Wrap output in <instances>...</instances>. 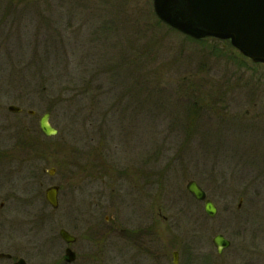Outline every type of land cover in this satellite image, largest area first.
I'll return each instance as SVG.
<instances>
[{
    "label": "rangeland",
    "instance_id": "rangeland-1",
    "mask_svg": "<svg viewBox=\"0 0 264 264\" xmlns=\"http://www.w3.org/2000/svg\"><path fill=\"white\" fill-rule=\"evenodd\" d=\"M153 10L152 0H0L4 148L46 156L36 170L56 171L37 184H62L51 226L36 230L79 227L83 252L111 264L125 249L114 238L160 207L170 251L192 249L195 264H264V66ZM46 112L54 135L33 130ZM217 234L229 241L220 253Z\"/></svg>",
    "mask_w": 264,
    "mask_h": 264
},
{
    "label": "flooded vegetation",
    "instance_id": "flooded-vegetation-1",
    "mask_svg": "<svg viewBox=\"0 0 264 264\" xmlns=\"http://www.w3.org/2000/svg\"><path fill=\"white\" fill-rule=\"evenodd\" d=\"M9 106L8 112L22 114V108L10 111ZM5 115L4 106H0V133L3 131ZM25 116L23 121L30 123L29 125L35 122L34 110L26 109ZM37 128L33 129L34 132L43 134L39 127ZM24 132L28 134L31 130L28 128ZM29 142L33 145L40 143L35 138L29 139ZM39 145L42 150L45 148L43 153H46L47 146L42 143ZM22 146L26 147V143ZM46 158L41 153L30 150L7 151L4 148V139L0 135V264H96L94 258L97 253L94 252L92 257L83 252L85 239L81 232H78L79 227H72V230L60 228L58 235L51 231L36 230L38 226H51L53 214L59 208L58 196L62 189L61 183L51 184L44 189L42 182L40 185L37 184V178H41L44 173L52 175L50 168H53V173L56 171L54 167L47 171L36 170L35 161ZM65 171L67 173L66 169ZM63 177L64 180H68V175L64 174ZM49 187L56 188V207L50 205L45 198L46 189ZM155 214L151 215V220L144 225L145 227L127 229L122 237L118 235L114 238L117 242L123 243L125 249L116 247L117 253L114 255L116 262L111 264H195L192 249L181 250L178 247L170 251L166 248L163 231L160 229V220L164 219L160 207H157ZM154 226L156 229H153ZM62 229L74 238L71 242L61 237ZM90 244L95 242L90 241ZM68 250L73 254H67Z\"/></svg>",
    "mask_w": 264,
    "mask_h": 264
},
{
    "label": "water",
    "instance_id": "water-1",
    "mask_svg": "<svg viewBox=\"0 0 264 264\" xmlns=\"http://www.w3.org/2000/svg\"><path fill=\"white\" fill-rule=\"evenodd\" d=\"M152 5L161 21L181 33L194 39H228L252 62L264 64V0H152ZM9 110L19 109L10 106ZM48 116L45 113L40 117L39 128L45 135H53L56 130L49 125ZM186 190L196 200L205 198L204 191L193 180L186 184ZM45 198L56 207V188H47ZM204 211L210 217L215 215L216 208L212 201L205 200ZM60 235L67 242L74 239L63 229ZM212 242L218 253L229 245V241L220 234ZM66 253L73 254L69 250ZM173 258L175 262V253Z\"/></svg>",
    "mask_w": 264,
    "mask_h": 264
}]
</instances>
